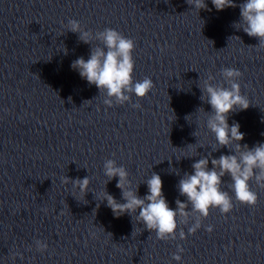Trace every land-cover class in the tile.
I'll list each match as a JSON object with an SVG mask.
<instances>
[{
	"label": "clouds",
	"instance_id": "9594fccd",
	"mask_svg": "<svg viewBox=\"0 0 264 264\" xmlns=\"http://www.w3.org/2000/svg\"><path fill=\"white\" fill-rule=\"evenodd\" d=\"M186 3L198 15L201 10L211 11L205 0H186ZM211 3L217 11L237 7L234 0H211ZM239 9L240 20L234 22L233 26L237 30L242 29L249 37L258 39L257 45L249 47L257 51L264 50V0H244L239 5ZM67 31L78 33L79 41L91 46L88 59L85 60L82 56L77 58L72 62L71 68L77 71L89 85H95L100 94H106L104 104L108 107H113L114 102L116 105L130 102L131 94L137 98H144L154 88V83L149 77H144L140 81L133 80L135 67L133 51L136 47L133 39L125 37L113 28H105L103 31L93 33L91 30H85L80 22L74 19L68 21ZM233 37L241 40L239 36ZM94 40L99 41L103 47L99 45L93 47ZM64 52L67 54L66 48ZM220 75L229 87L212 83L215 77L209 75L203 82V87L199 88L202 93L200 99L211 106V112H205L202 107L196 112L206 113V128L214 135L218 145L212 151L228 148L233 154H222L219 158H212L209 153L195 161L191 165L193 171L184 173L178 182L179 194L185 196L186 201L176 199L175 209L169 206L163 194V181L159 174L153 172L144 180L148 194L141 197L138 194L140 184L132 186L127 169L122 165L118 166L113 159L105 160L103 172L107 177L106 184L118 177L116 187L121 191V198L124 201L119 202L105 190L102 201H106L115 217L128 214L136 224H143L147 230L155 232L157 239L163 241L175 240L178 226L187 225L190 217H194L195 222L188 229V234H194L201 227L202 219L209 216L210 209L218 208L222 214L232 211L233 199L229 192L222 190V178L226 175L231 178L228 187L234 192L235 200L248 206L256 205L258 197L257 193L252 191L250 181L254 180L257 186L264 188V143H257L253 147L247 144L241 145L240 142L244 140L245 134L240 131L238 122L229 125L228 117L230 113L247 110L250 106L249 99L241 94V86L238 82L243 73L236 68H223ZM133 107L140 108L141 105L136 103ZM190 116L186 119L188 120ZM193 135L196 136V132ZM191 145L193 144L188 146ZM209 162H211V168H209ZM62 183H71L73 188L79 189L85 196L89 191L90 178L86 176L83 179H70L64 176ZM189 205L191 211L188 210ZM135 231L134 228L132 235ZM206 231L211 233L213 227L208 226ZM108 234L111 235V233ZM179 238L186 239L182 229L179 231ZM35 248L36 251L44 253L48 245L37 239ZM183 251L184 249L178 245L172 259L181 261L180 253ZM17 256L23 259L22 254L14 253L13 260Z\"/></svg>",
	"mask_w": 264,
	"mask_h": 264
}]
</instances>
